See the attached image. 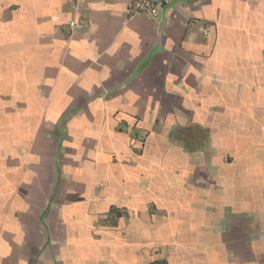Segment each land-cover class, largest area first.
Masks as SVG:
<instances>
[{"label": "crops", "instance_id": "crops-1", "mask_svg": "<svg viewBox=\"0 0 264 264\" xmlns=\"http://www.w3.org/2000/svg\"><path fill=\"white\" fill-rule=\"evenodd\" d=\"M0 264H264V0H0Z\"/></svg>", "mask_w": 264, "mask_h": 264}, {"label": "built area", "instance_id": "built-area-1", "mask_svg": "<svg viewBox=\"0 0 264 264\" xmlns=\"http://www.w3.org/2000/svg\"><path fill=\"white\" fill-rule=\"evenodd\" d=\"M86 0H75V2L80 3ZM126 5V11L128 14H139L145 15L147 17L153 18L155 8L157 6L164 5L169 0H124ZM70 29L73 33L78 32L76 30V22L72 20L69 24Z\"/></svg>", "mask_w": 264, "mask_h": 264}]
</instances>
